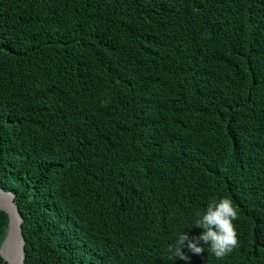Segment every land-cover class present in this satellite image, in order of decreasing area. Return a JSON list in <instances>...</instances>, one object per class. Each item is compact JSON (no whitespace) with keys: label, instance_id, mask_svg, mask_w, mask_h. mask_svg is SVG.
I'll return each mask as SVG.
<instances>
[{"label":"trees","instance_id":"obj_1","mask_svg":"<svg viewBox=\"0 0 264 264\" xmlns=\"http://www.w3.org/2000/svg\"><path fill=\"white\" fill-rule=\"evenodd\" d=\"M0 188L24 264H264V0H0Z\"/></svg>","mask_w":264,"mask_h":264},{"label":"clouds","instance_id":"obj_2","mask_svg":"<svg viewBox=\"0 0 264 264\" xmlns=\"http://www.w3.org/2000/svg\"><path fill=\"white\" fill-rule=\"evenodd\" d=\"M238 218L236 208L232 201L223 197L213 198L202 214H197L192 226L203 231L198 236L189 237L187 232H179L174 244L169 246V251L180 259H187L182 249H187L193 254H202L205 245L218 259L228 255L238 247L239 241L234 220Z\"/></svg>","mask_w":264,"mask_h":264},{"label":"water","instance_id":"obj_3","mask_svg":"<svg viewBox=\"0 0 264 264\" xmlns=\"http://www.w3.org/2000/svg\"><path fill=\"white\" fill-rule=\"evenodd\" d=\"M14 199V193L0 188V211L8 217L7 229L0 245V257L8 264H24L23 218Z\"/></svg>","mask_w":264,"mask_h":264}]
</instances>
